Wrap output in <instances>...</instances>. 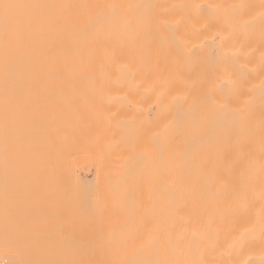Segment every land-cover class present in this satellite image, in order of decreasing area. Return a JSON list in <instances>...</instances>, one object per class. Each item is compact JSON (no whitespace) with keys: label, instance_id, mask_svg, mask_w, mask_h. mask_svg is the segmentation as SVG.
Here are the masks:
<instances>
[{"label":"bare ground","instance_id":"bare-ground-1","mask_svg":"<svg viewBox=\"0 0 264 264\" xmlns=\"http://www.w3.org/2000/svg\"><path fill=\"white\" fill-rule=\"evenodd\" d=\"M3 176L0 264H264V0H0Z\"/></svg>","mask_w":264,"mask_h":264},{"label":"rangeland","instance_id":"rangeland-1","mask_svg":"<svg viewBox=\"0 0 264 264\" xmlns=\"http://www.w3.org/2000/svg\"><path fill=\"white\" fill-rule=\"evenodd\" d=\"M57 95H59V94H57ZM57 95H55V96H57ZM83 161H84V167H85V170L87 171V173L90 175L93 174V172H94L93 163L89 162L87 159H85ZM11 182H14V179L11 176H3L0 179V183L2 185V187H0V196L1 197H5L4 186L7 185L8 183H11ZM15 189H16L17 194L14 196V198H10L8 196L6 198V201L1 204L2 208H1V213H0V223H2L3 225L5 224L1 230L3 233L7 232L11 235V237H13V240H18L21 237L20 235H21L22 231L26 230L27 227L29 228V225H28V223H26L25 221H22L20 219L21 215H23V214L19 210L18 202L20 205V201H21L20 199L22 197L21 192L23 191V188H22V186L18 185ZM12 201H15L14 205L11 204L14 207L9 208L7 203L9 202L8 204H10ZM3 205H4V207H3ZM0 229H1V227H0Z\"/></svg>","mask_w":264,"mask_h":264},{"label":"snow or ice","instance_id":"snow-or-ice-1","mask_svg":"<svg viewBox=\"0 0 264 264\" xmlns=\"http://www.w3.org/2000/svg\"><path fill=\"white\" fill-rule=\"evenodd\" d=\"M6 7H8V6H6Z\"/></svg>","mask_w":264,"mask_h":264}]
</instances>
